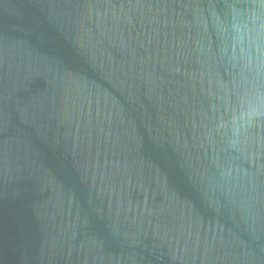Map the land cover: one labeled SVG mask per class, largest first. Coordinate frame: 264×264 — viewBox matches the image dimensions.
<instances>
[{"label":"water","instance_id":"1","mask_svg":"<svg viewBox=\"0 0 264 264\" xmlns=\"http://www.w3.org/2000/svg\"><path fill=\"white\" fill-rule=\"evenodd\" d=\"M226 3L0 0V264H264Z\"/></svg>","mask_w":264,"mask_h":264},{"label":"clouds","instance_id":"2","mask_svg":"<svg viewBox=\"0 0 264 264\" xmlns=\"http://www.w3.org/2000/svg\"><path fill=\"white\" fill-rule=\"evenodd\" d=\"M226 9L220 24L227 41L225 59L253 90L264 91V0H227ZM248 116L264 119V108L249 109Z\"/></svg>","mask_w":264,"mask_h":264}]
</instances>
